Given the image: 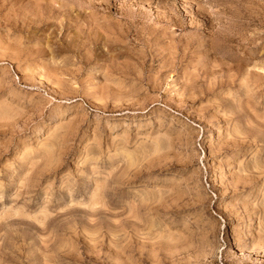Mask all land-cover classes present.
Segmentation results:
<instances>
[{
    "label": "rangeland",
    "instance_id": "obj_1",
    "mask_svg": "<svg viewBox=\"0 0 264 264\" xmlns=\"http://www.w3.org/2000/svg\"><path fill=\"white\" fill-rule=\"evenodd\" d=\"M263 239L264 0H0V264Z\"/></svg>",
    "mask_w": 264,
    "mask_h": 264
},
{
    "label": "bare ground",
    "instance_id": "obj_2",
    "mask_svg": "<svg viewBox=\"0 0 264 264\" xmlns=\"http://www.w3.org/2000/svg\"><path fill=\"white\" fill-rule=\"evenodd\" d=\"M222 42V41H221ZM231 138V137H230ZM254 170H256V169H254ZM262 173V172H261ZM240 176V175H239ZM256 178V177H255ZM257 178H258V176H257ZM246 179H247V177H246ZM254 179V178H253ZM247 182V181H246ZM264 240V239H263Z\"/></svg>",
    "mask_w": 264,
    "mask_h": 264
}]
</instances>
